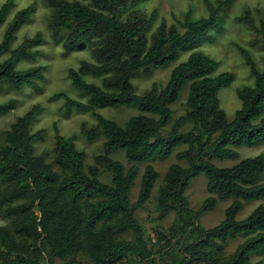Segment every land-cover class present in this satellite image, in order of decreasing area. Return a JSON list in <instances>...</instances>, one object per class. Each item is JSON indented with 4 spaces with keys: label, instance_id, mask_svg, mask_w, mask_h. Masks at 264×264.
<instances>
[{
    "label": "trees",
    "instance_id": "obj_1",
    "mask_svg": "<svg viewBox=\"0 0 264 264\" xmlns=\"http://www.w3.org/2000/svg\"><path fill=\"white\" fill-rule=\"evenodd\" d=\"M12 0L0 9V25L6 19ZM131 0H47L53 8L55 38L60 30H69L64 40L66 52L90 43L96 62L82 60L78 69H69L73 85L88 99L75 100L64 94L67 107L92 112L96 128L85 130L89 141L105 138L104 154L88 168L85 153L76 147L74 136L65 137L56 128L52 160L36 155L35 142L44 138L45 129L31 132L39 107L34 106L16 119L5 132L0 145V264H151L156 253L173 258L171 264H264L253 262V254L264 251V202L244 219H237L244 202L264 200V154L246 157L230 167H219L212 159H237L243 146L264 141V70L256 68L252 55L245 56L255 76L253 86L238 91L241 107L229 120L220 105L218 93L233 79L232 72L215 74L219 62L202 51H194L172 70L165 86L154 84L144 94H137L132 78L139 70L162 68L177 59L181 51L198 46L218 24L219 14L234 0H218L210 14L197 20L187 13L182 28L162 19L149 37L157 12L150 16L134 15L125 19L124 7ZM208 4L209 1L205 0ZM211 5V4H210ZM32 6L19 10L11 20L0 43V55L9 50L15 33L27 21ZM237 17L259 30L254 20ZM264 46V23H262ZM41 42L26 39L11 51L1 66L7 74L0 77L15 90L35 88L44 79V66L15 69L21 59L32 60L38 51L30 48ZM84 75L102 78L101 85L87 82ZM189 86L187 111L170 130L171 105ZM0 104V113L12 107ZM133 106L139 110L122 126L97 110L106 107ZM176 153L187 166L173 163L164 176L157 194L158 219L175 212L178 224L172 233H189L173 257L165 247H149L145 230L136 216L150 199L159 172L149 162L166 160ZM123 150L130 167L111 158ZM148 163L141 177L138 199L132 203L131 188L140 173L139 164ZM104 166L113 174L112 184L99 178ZM200 174L208 177L211 194L203 206L193 210L186 190ZM234 201L225 218L212 228H204L200 216L213 210L218 200ZM132 233V239L125 234ZM158 234L164 237L162 231ZM245 236L236 249L227 254L230 239ZM161 238L159 239V241ZM171 242L168 241L167 245Z\"/></svg>",
    "mask_w": 264,
    "mask_h": 264
},
{
    "label": "rangeland",
    "instance_id": "obj_2",
    "mask_svg": "<svg viewBox=\"0 0 264 264\" xmlns=\"http://www.w3.org/2000/svg\"><path fill=\"white\" fill-rule=\"evenodd\" d=\"M8 0H0V9ZM85 2V0H80ZM131 0L123 9L122 18L134 15L150 16L153 11L157 12L156 20L153 24L149 37L157 29L162 19H165L168 25H175L183 30L182 22L186 14L191 13V19L197 20L206 17L211 10L217 6L218 0ZM28 6H32L29 18L25 21L19 30L15 33L9 50L0 55V67L10 57L11 51L21 45L26 39L39 38L41 42L30 48L31 51H38L39 54L32 60L21 59L16 65L17 70H26L29 68L44 66V79L39 82L38 86L31 88L25 86L21 90H15L6 80L0 82V104L12 102V107L5 112L0 113V145L5 138V132L11 127V124L20 116L25 115L34 106H38L36 119L32 122L30 130L36 132L45 129L44 138L35 142L36 155H45L49 161L52 160L55 146L56 128L65 137L74 136L76 147L85 153V164L88 168L96 164L95 158L104 154L105 138L99 136L93 141L86 138L85 130L96 128L97 121L92 112H83L75 108L67 107L66 97L87 102V97L77 89L69 76V69H78L82 60L96 62L93 56V48L90 43L80 49L66 52L64 40L69 30H60L58 39L55 38V30L52 27V17L54 10L48 4L47 0H12L7 16L3 24L0 25V43L4 38L11 20L15 14ZM254 20L256 27L245 21H238L237 17L247 16ZM262 23H264V0H234L231 5L226 6L219 14L218 24L214 26L208 36L196 47L181 51L179 57L162 68H150L148 70H139L133 76L132 83L135 86L137 94H144L152 88L154 84L165 86L170 79L172 70L179 63L188 59L194 51H202L219 62V68L215 74L222 72H232L233 81L220 89L218 96L221 108L227 114L229 120H232L236 111L241 107V100L238 91L244 86H253L255 76L247 64L242 49L247 50L253 57L256 68L259 71L264 70V46L263 34H261ZM87 82L101 85L102 78L91 75H84ZM189 86H186L180 94L179 99L171 105L173 111L172 120L166 127L170 130L173 122L180 116L184 115L188 109L187 96ZM57 94H64L57 97ZM103 116L124 125L127 120L139 113V110L133 106L106 107L97 110ZM186 148L178 147L174 153L166 160L154 159L149 162L159 172L150 199L142 208L137 209L136 216L141 222L149 247L156 244L155 249H161L165 253L172 248L173 257L180 250L179 245L184 244L188 234H173L172 228L177 226L178 219L175 212H171L163 220L158 219L157 194L159 187L164 183V176L173 163H180L187 166L185 160H179L176 153ZM239 158L237 159H212L211 161L219 167H230L237 164L241 159L246 157H255L264 154V141L255 146H243L237 149ZM111 158L123 162L126 167H130L123 150H118L110 154ZM148 163L139 164L140 173L135 180L130 192L131 202L134 203L140 192L141 177ZM99 168V178L107 184H112L113 174L102 165ZM208 177L200 174L194 177L190 186L186 190L189 206L193 210L199 209L204 205L211 194L207 190ZM234 201L218 200L213 210L205 211L201 216L199 223L204 228H212L218 225L225 218V211ZM264 200H255L244 202L243 208L237 215V219L246 218L250 213ZM0 223H3L0 218ZM162 231L164 237L158 234ZM132 233L125 234V237L132 239ZM161 240L159 241V239ZM245 240V236H238L230 239L225 246L227 254L232 253L236 247ZM170 241V247L167 242ZM168 247L167 250H164ZM155 262L151 264H171L173 258L166 254L164 258L156 253ZM262 259L264 261V251L261 254H253V262ZM55 264H63L60 259L55 260ZM79 264H88L87 259H82Z\"/></svg>",
    "mask_w": 264,
    "mask_h": 264
},
{
    "label": "water",
    "instance_id": "obj_3",
    "mask_svg": "<svg viewBox=\"0 0 264 264\" xmlns=\"http://www.w3.org/2000/svg\"><path fill=\"white\" fill-rule=\"evenodd\" d=\"M4 73H6V68L0 70V76H1L2 74H4Z\"/></svg>",
    "mask_w": 264,
    "mask_h": 264
},
{
    "label": "flooded vegetation",
    "instance_id": "obj_4",
    "mask_svg": "<svg viewBox=\"0 0 264 264\" xmlns=\"http://www.w3.org/2000/svg\"><path fill=\"white\" fill-rule=\"evenodd\" d=\"M4 68H6V73H4V74H2V75H5V74H7V66L0 67V70H2V69H4ZM2 75H1V76H2ZM1 76H0V77H1Z\"/></svg>",
    "mask_w": 264,
    "mask_h": 264
}]
</instances>
